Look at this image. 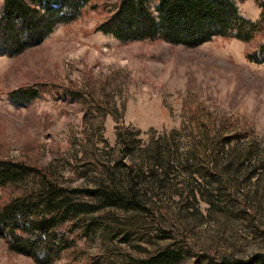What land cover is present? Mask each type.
I'll return each instance as SVG.
<instances>
[{"label":"rangeland","instance_id":"rangeland-1","mask_svg":"<svg viewBox=\"0 0 264 264\" xmlns=\"http://www.w3.org/2000/svg\"><path fill=\"white\" fill-rule=\"evenodd\" d=\"M118 1L93 0L41 42L0 54V158L71 187L107 175L144 206L66 220L72 244L47 263L0 236V264H125L167 246L182 252L174 264L264 255V62L247 57L264 32L197 46L122 40L97 29ZM238 4L260 16L256 0ZM32 85L39 95L14 97ZM16 193L0 187V203Z\"/></svg>","mask_w":264,"mask_h":264},{"label":"trees","instance_id":"trees-1","mask_svg":"<svg viewBox=\"0 0 264 264\" xmlns=\"http://www.w3.org/2000/svg\"><path fill=\"white\" fill-rule=\"evenodd\" d=\"M93 0H2L0 4V54H17L41 42L60 22L77 18ZM260 16L245 15L238 0H119L97 29L122 40L163 39L197 46L214 37H234L249 42L264 32V0H256ZM251 61L264 62V38L247 53ZM20 101L39 95V86L13 92ZM107 175L96 187H71L41 168L0 158V187L17 193L0 203V236H10V247L47 263L72 244L61 231L70 219L85 220L91 212L108 206L140 209L144 205L134 186L120 187ZM89 196L84 200L81 196ZM95 221V220H93ZM92 221V222H93ZM46 250L45 257L40 256ZM182 252L172 246L125 264H174ZM210 264H264V255L250 259L224 257Z\"/></svg>","mask_w":264,"mask_h":264}]
</instances>
